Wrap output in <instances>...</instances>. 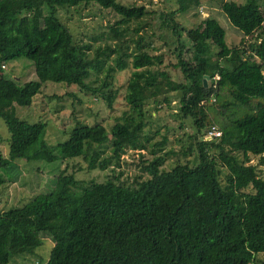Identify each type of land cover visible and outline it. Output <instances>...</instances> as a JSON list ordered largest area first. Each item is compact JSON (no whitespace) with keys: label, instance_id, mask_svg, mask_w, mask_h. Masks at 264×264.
Masks as SVG:
<instances>
[{"label":"trees","instance_id":"16d2710c","mask_svg":"<svg viewBox=\"0 0 264 264\" xmlns=\"http://www.w3.org/2000/svg\"><path fill=\"white\" fill-rule=\"evenodd\" d=\"M90 2L118 15L109 31L121 42L96 48L93 58L57 16L58 8ZM196 2L176 0L177 8L158 12L159 25L174 43L176 60L168 64L182 76L174 81L155 68L160 59L142 48L141 39L132 40V51H126V27L117 26L134 13L119 0H0V66L23 57L35 74L22 85L0 74V119L8 134L6 156L0 153V185L11 181L19 159L81 158L87 170L109 171L102 181L80 182L63 168L50 189L0 210V264L20 253L34 255L44 235L52 245L39 264H264V179L247 163L258 156L264 167V5L259 0L220 4L230 25L255 39L249 48L229 46L213 17L192 28L179 24L175 17ZM201 41L218 48L213 59L199 57ZM106 50L116 53L114 65L106 64ZM126 58L132 68L124 94L128 109L108 131L100 123L75 122L52 145L41 137L43 121L28 123L15 115L13 105L28 106L46 82L74 85L110 107L116 94L110 78L115 68L126 67ZM91 71H104L95 87L85 82ZM169 92L193 133L182 152L191 158L164 169L170 151H155L165 136L150 145L149 158L141 152L149 116L143 107L149 100L167 102ZM210 130L219 134L204 138ZM127 149L136 151L140 171L129 182L118 169Z\"/></svg>","mask_w":264,"mask_h":264},{"label":"rangeland","instance_id":"374dc122","mask_svg":"<svg viewBox=\"0 0 264 264\" xmlns=\"http://www.w3.org/2000/svg\"><path fill=\"white\" fill-rule=\"evenodd\" d=\"M196 1L195 5L190 6L175 17L179 24L186 28H192L203 23L206 18L213 17L224 28L225 42L229 46L235 44L250 48V44H255L253 36L243 37L227 21L220 10V4L225 0ZM233 1L244 2L246 0ZM119 2L131 6V12L134 13L129 22L117 26L119 29L126 27V32L122 36L123 40H128L126 51H132L134 45L132 40L141 39L142 48L152 55H158L160 59V63L155 65V68L166 71L170 79L181 81L182 76L178 69L168 64L174 63L176 60L172 54L173 38L170 32L159 25L158 19V12L167 13L177 8L176 0H119ZM259 2L264 5V0H259ZM57 16L60 22L69 29L75 43L88 45L85 49L88 58H93L94 51L98 47L103 49L105 45H108L109 48H112L121 43L120 39L114 38L109 31V27L118 20V15L93 2L58 8ZM137 27L135 32L134 29ZM54 33L55 30L48 32L49 35H54ZM197 48L200 52L199 57L202 59L207 57L213 59L214 54L218 51L215 45L206 41H201ZM105 52L107 54L106 64L114 65L113 59L116 53L107 50ZM131 71L130 60L126 58V67L120 70L115 68L112 72L109 88L116 90V94L110 107L100 96L89 91L79 90L74 85L66 86L63 83L46 82L40 86L28 106L13 105L15 115L28 123L43 121L45 126L41 137L47 144L52 145L62 141L66 129L73 126L75 122L88 125L100 123L108 131L123 112H127L128 105L124 100V94ZM0 72L1 75L12 79L18 85L35 79L31 62L23 57L5 62L0 66ZM103 72L96 74L91 71L85 82L92 87L97 86ZM95 75L98 76L96 79ZM178 105L174 92H169L167 102L158 100V103L155 104L149 100L143 107L146 115L149 116L145 119V125L142 127V133H146L147 138L144 141L146 148L141 152L149 158L150 145L165 136L166 140L163 146L155 151L156 154L170 151L163 161L162 168L164 169L170 168L176 161L185 162L191 158V154H183L182 152L188 146L189 136L193 133V128L187 120L180 117ZM204 135V138L207 139L208 136L205 133ZM7 136L6 128L0 119V153L3 156H6L7 153V144L4 141ZM103 147L105 151L110 148L109 144H105ZM249 157L247 163L256 165L259 177L264 179V167L258 165V156L251 155ZM119 158L121 164L118 169L122 171L120 177L129 182L137 173H140L136 166L138 163L136 151L131 152L127 149ZM15 164V168L10 173L11 181L0 185V210L9 206L21 205L33 195L50 189L54 184L55 176L63 168L72 172L74 178L80 182L102 181L109 174L107 170H87L81 158H74L68 163L63 161L27 162L19 159L15 160ZM40 240L41 245L35 249L34 255L20 253L15 255L9 264H39V258L44 263L48 257L52 241L45 235ZM14 250L18 249L14 248Z\"/></svg>","mask_w":264,"mask_h":264},{"label":"built area","instance_id":"2783aa9c","mask_svg":"<svg viewBox=\"0 0 264 264\" xmlns=\"http://www.w3.org/2000/svg\"><path fill=\"white\" fill-rule=\"evenodd\" d=\"M211 134L218 135L219 133L217 131L210 130V131L207 132L206 135L209 137V135H211Z\"/></svg>","mask_w":264,"mask_h":264},{"label":"water","instance_id":"95a60500","mask_svg":"<svg viewBox=\"0 0 264 264\" xmlns=\"http://www.w3.org/2000/svg\"><path fill=\"white\" fill-rule=\"evenodd\" d=\"M206 78H207V76H204V78L202 79V83H203V84H204Z\"/></svg>","mask_w":264,"mask_h":264}]
</instances>
